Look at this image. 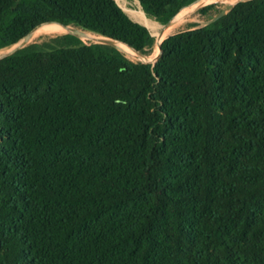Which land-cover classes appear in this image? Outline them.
<instances>
[{
    "label": "trees",
    "instance_id": "trees-1",
    "mask_svg": "<svg viewBox=\"0 0 264 264\" xmlns=\"http://www.w3.org/2000/svg\"><path fill=\"white\" fill-rule=\"evenodd\" d=\"M57 23L156 44L115 0H0V50ZM0 264H264V0L156 64L72 34L1 59Z\"/></svg>",
    "mask_w": 264,
    "mask_h": 264
},
{
    "label": "rangeland",
    "instance_id": "rangeland-1",
    "mask_svg": "<svg viewBox=\"0 0 264 264\" xmlns=\"http://www.w3.org/2000/svg\"><path fill=\"white\" fill-rule=\"evenodd\" d=\"M202 1H205V2L202 3ZM242 1H244V0H199L192 5H188V6L184 7L183 10L185 8H189V7L191 9H188L187 11H185V13H183L181 15V16H184V15L185 16L182 19H179L181 16L179 18L177 17L175 19V21L173 22V26H178V24H179L181 27L177 31H175L174 33L170 34L165 39H167L170 36H173L177 33H180V32H185V31L203 28V27L211 24L213 21H215L216 19H218L222 15L227 14L235 5H237L239 2H242ZM115 2L133 21H135V22L145 26L147 29H149V31L151 32V34L155 38L156 44H155L154 50L151 53L144 54L146 59H147V62H150V64H155V60L158 56V47L160 45L159 35L161 34V32L164 28V25L161 24L160 22H158L157 20L148 17L139 0H115ZM210 2H213V3H210ZM208 6H213V8L210 9L209 11H207L206 13H202V10H204ZM48 24H51V23H48ZM69 28L75 29L78 32H80L82 34L81 39L85 43H96L98 40L103 39V37H99V36L94 35L92 33L85 32L82 30H78V29L71 27V26ZM52 29H58L62 33H56V34L45 33V32H48ZM33 33H32L33 36H35L37 34H42V33H45V34H42V35L36 37L35 39L33 38L29 44L41 43V42L48 41L49 39L57 37V36L69 34L70 30L67 31V30L61 29V28H48V29L42 28V30L40 29L38 31H34ZM15 46H13L12 48L0 50V55L8 53ZM156 51H157L156 58L153 59V56L156 53ZM124 52L126 54V57L128 59H130L131 61H134V62H142L143 61V59L138 54H137V56H135V55L129 54L126 51H124Z\"/></svg>",
    "mask_w": 264,
    "mask_h": 264
},
{
    "label": "water",
    "instance_id": "water-1",
    "mask_svg": "<svg viewBox=\"0 0 264 264\" xmlns=\"http://www.w3.org/2000/svg\"><path fill=\"white\" fill-rule=\"evenodd\" d=\"M203 2H205V1H202V3H203ZM175 18H176V17H175ZM175 18H174V19H175ZM174 19H173V20H174ZM173 20H172V21H173ZM172 21H170L168 24L164 25V28H163V30H162V32H161V35H163V34L165 33V31L169 28V26H170V24L172 23ZM57 24H58V23H57ZM60 25H62V24H60ZM63 26H64V25H63ZM40 27H41V26H40ZM40 27L36 28L34 31L38 30ZM64 27L69 28L70 26H64ZM69 29H70V33H69V34L75 35L76 37H78V38L81 39L82 34H81L80 32H78L77 30L72 29V28H69ZM34 31H33V32H34ZM33 32H32V33H33ZM32 33H30V34H29L28 36H26L22 41H20V43H18V44H17V45L11 50V51H9V52L6 53V54H2V55H0V60L3 59V58H5V57H8V56H11V55L15 54L17 51H19V50H21V49L27 47L28 45H30L29 43H30V41H31V39H32ZM165 40H166V39L162 40L161 43H160V53H159L158 57H157L156 60H155V64L157 63V61L159 60V58H160V56H161V54H162V43H163ZM96 43H100V44H104V45L112 46V47L118 49L119 51H120V49L118 48L119 45H121V44L126 45V44L121 43V42H119V41H117V40H113V39L105 38V37H103V39H101V40H98ZM126 46H128V45H126ZM128 47H129L130 49H132L136 54H138V55L143 59L142 63L150 64V62H147V59H146V57H145V55H144L143 53L136 51L135 49L131 48L130 46H128Z\"/></svg>",
    "mask_w": 264,
    "mask_h": 264
},
{
    "label": "bare ground",
    "instance_id": "bare-ground-1",
    "mask_svg": "<svg viewBox=\"0 0 264 264\" xmlns=\"http://www.w3.org/2000/svg\"><path fill=\"white\" fill-rule=\"evenodd\" d=\"M217 2V1H216ZM226 2V1H225ZM236 2V1H235ZM210 3H213V2H210ZM188 9H191L190 7L189 8H187L186 10H184V11H182L177 17L179 18L183 13H185V11H187ZM188 15V14H187ZM185 16V15H184ZM184 16H181L179 19H182ZM176 17V18H177ZM175 18V19H176ZM187 18V17H186ZM175 19L172 21V23L170 24V26H169V28L165 31V33L163 34V35H159V43H161V41L162 40H164L166 37H168L170 34H172V33H174L175 31H177L181 26L178 24V26H173V22L175 21ZM178 22V21H177ZM186 24V23H185ZM57 25H60V24H57ZM184 25V24H183ZM52 27H58V28H61V29H65V30H67V31H69L70 29L69 28H67V27H64L63 25H60V26H52ZM44 28H48V27H44ZM43 28V29H44ZM40 29L42 30V28L40 27ZM40 29H38V30H40ZM38 30H36V31H38ZM45 33H54V34H56V33H62L60 30H58V29H52V30H50V31H48V32H45ZM45 33H42V34H45ZM34 34V33H33ZM33 34H32V39L34 38H36V37H38V36H40V35H42V34H37V35H35V36H33ZM31 39V40H32ZM118 48L120 49V51H122L123 53H125L124 51H126V52H128L129 54H131V55H135V56H137V54H135V52L132 50V49H130L128 46H126V45H123V44H121V45H119L118 46ZM159 53H160V45H159V47H158V55H159ZM156 55H157V51H156V53L154 54V56H153V59H155L156 58ZM158 57V56H157ZM152 59V60H153Z\"/></svg>",
    "mask_w": 264,
    "mask_h": 264
}]
</instances>
